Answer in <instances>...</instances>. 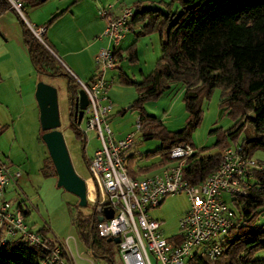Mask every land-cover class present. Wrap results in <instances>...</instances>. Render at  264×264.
<instances>
[{
  "label": "trees",
  "instance_id": "1",
  "mask_svg": "<svg viewBox=\"0 0 264 264\" xmlns=\"http://www.w3.org/2000/svg\"><path fill=\"white\" fill-rule=\"evenodd\" d=\"M20 1L25 9L40 6L48 0ZM78 1L73 0L72 4ZM176 1L181 6L178 15L148 8L141 2L134 3V12L128 21L130 30L142 23L137 35L153 30L161 22V15L165 17L162 23L167 22L168 25L165 33L160 34V56L149 74L137 82L125 73H119L123 84L135 86L137 97L128 109L138 111L140 128L147 130L143 138H158L160 141L159 147L144 155L130 152L127 173L133 178H140L147 169L138 166L139 159L157 155L161 163H168L172 161L169 153L174 146L190 144L195 151L186 158L183 178L191 184H197L219 166V151L226 146L240 145L251 156L256 150L264 151V0ZM8 10L16 14L35 71L40 75L66 80L69 92L68 126L74 137L81 141L83 151L85 137L74 116V101L71 98V95H77V82L56 57L52 45L45 38V32L41 36L43 43L34 36L23 18L10 9L9 3L0 0V15ZM67 10L53 14L39 27H45L46 30ZM114 55L117 61L126 58L131 63L136 62V41L124 49H115ZM172 87L183 89L187 113L184 126L178 131L166 129L160 118L148 114L144 108L145 102L159 98ZM216 87L221 89L219 108L234 123L227 129H211L210 133L216 137L212 145L195 147L191 142L192 132L201 122L204 100L210 97ZM125 111L121 110L119 114ZM247 122L251 128L245 132ZM5 128L0 124V134ZM42 133L39 141L44 144ZM214 149L216 151L211 152ZM85 164L87 166L88 160H85ZM41 173L44 177H57L48 151ZM17 205L22 208L25 217L28 211L21 202ZM233 207L236 210V224L223 240L222 254L213 259L192 258L191 264H264V258L254 257L256 252L264 250V224H257L259 217L264 215V171L254 173L250 192L245 198L234 200ZM99 217L100 213L94 207L87 215L79 210L75 217L76 233L96 257L103 259L106 264H117L114 258L116 243L99 236L97 232ZM47 231L46 225L36 231L45 237L46 247L32 246L19 238L5 243L0 239V264H43L55 243L47 236Z\"/></svg>",
  "mask_w": 264,
  "mask_h": 264
},
{
  "label": "rangeland",
  "instance_id": "2",
  "mask_svg": "<svg viewBox=\"0 0 264 264\" xmlns=\"http://www.w3.org/2000/svg\"><path fill=\"white\" fill-rule=\"evenodd\" d=\"M58 1L48 0L37 7H26L23 20L35 28H39L53 14L58 12L56 9L52 11L53 13L50 11L53 3ZM137 2H141L148 8L159 9L166 14L172 12L178 15L181 12V6L176 0H83L80 4L78 2L71 5L70 12L74 13L73 16H64V18L56 20L51 27L47 28L48 32L45 35L47 41L50 36L54 37L56 46L53 48L54 53L65 68V62L68 61V58H72L81 65L83 73L78 74V76L75 74L79 80L85 82L90 76L100 75L102 72L106 78L113 80L108 91V98L112 106L109 125L118 139L134 130L138 118L137 110L128 109L137 97L135 86L123 84L119 79V73L123 72L138 82L153 70L156 60L160 56V34L165 33L168 23H162L165 17L161 15L159 18L161 22L153 30L142 35L136 34L141 29L142 23L135 25L132 30L125 34L118 48L124 49L136 41L138 60L131 63L124 58L117 61L113 69L103 71L95 57L101 48L112 47V44L108 38L102 36L103 28L101 29V25L105 27L106 21L100 17L99 11L108 5L117 6L121 11L122 8H132L133 4ZM40 7H43L41 11L39 10ZM34 10H38L37 14L40 16V21H36L30 15V11ZM11 13L18 22L16 14L13 11ZM4 40L5 38L0 31V54L10 55L19 70L25 74L18 82L20 83L19 88H17L19 85L15 86L14 80L11 81L6 78L0 92V124L6 126L0 134V160L11 162L13 167L21 173L19 178L8 182L5 197L12 205H17L19 202L23 204L24 209L28 211L25 215V222L29 228L37 231L46 225L48 227L47 236L50 239L55 241L69 239V245L73 251L75 248L72 237H74L78 252L83 257L90 259L89 249L79 239L75 228L77 212L81 210L83 214L87 215L93 209L88 184V203L86 206L80 207L75 195L56 185V178L44 177L41 173L47 148L45 144L39 141L42 130L39 122V108L35 99L37 83L44 82L53 86L57 91L59 130L62 131L75 172L85 180L89 176L85 160L92 156L93 151L100 144L96 131L87 129L86 119L82 118L79 124V129L85 137L84 150L82 151L81 141L74 137L68 126L69 92L66 80L61 77L38 74L29 60L24 41L26 51L20 50L13 41L6 43ZM63 51L68 53L67 59L60 55ZM2 60L7 61L6 55L2 57ZM220 94L221 89L216 87L210 97L203 102L201 122L191 135V142L195 147L212 145L216 137L210 133L211 129L215 127L227 129L234 123L230 117L222 114L219 108ZM144 108L148 114L160 118L166 129L170 131H178L184 126L187 113L184 108L182 88L176 90L172 87L159 98L145 102ZM121 110L126 111L121 115L119 114ZM250 128V123L247 122L245 132H248ZM146 132L147 130H140L136 136L137 143L133 145L130 152L135 155H144L147 151L159 147L158 138H143ZM215 151L216 149L211 152ZM252 156L264 162L263 150H256ZM160 165V158L157 155L141 158L138 161V166L147 169L143 176L153 174ZM188 207L187 195L179 193L167 196L158 207L151 210V216L160 220L164 234L171 236L178 232V219ZM257 224H264V215L259 217ZM254 257L264 258V250L256 252ZM114 258L117 264H121L117 252ZM91 260L94 264H106L103 259ZM77 262L89 264L79 258H77Z\"/></svg>",
  "mask_w": 264,
  "mask_h": 264
},
{
  "label": "built area",
  "instance_id": "3",
  "mask_svg": "<svg viewBox=\"0 0 264 264\" xmlns=\"http://www.w3.org/2000/svg\"><path fill=\"white\" fill-rule=\"evenodd\" d=\"M6 1L10 9L25 18L24 5L20 0ZM112 8L113 5H108L99 11L100 17L106 21L102 36L112 44V47L101 48L96 54V62L103 71L115 67L117 58L114 51L130 30L128 21L134 12L132 8H122L114 17ZM26 23L34 36L42 41L45 27L35 28ZM65 69L77 82V91L83 90L87 96L88 103L82 118L86 119L87 129L96 131L100 142L88 159L89 176L86 178V183L89 181L92 186V205L102 217L97 232L103 238H119L116 252L121 264H191L192 258L220 256L223 240L236 224L233 201L247 196L254 173L264 171V163L258 162L240 145L226 146L219 151V166L200 183L191 184L183 178L182 170L186 158L195 149L190 144H179L169 153L172 161L162 162L153 174L133 178L127 173V157L141 130L138 118L134 130L116 138L109 125L112 106L108 91L113 80L102 72L84 82L69 68ZM20 175L10 162L0 160L1 242L19 238L29 245L46 247L45 237L26 224L22 208L5 198L8 182ZM179 193L187 195L189 207L178 219V232L166 236L162 222L151 216V210L167 196ZM106 209L113 212L109 219L104 214ZM72 241L74 251L69 239L54 241L43 264H79L77 258L89 264H94L91 259L101 260L89 248L90 259L83 257L74 237Z\"/></svg>",
  "mask_w": 264,
  "mask_h": 264
},
{
  "label": "water",
  "instance_id": "4",
  "mask_svg": "<svg viewBox=\"0 0 264 264\" xmlns=\"http://www.w3.org/2000/svg\"><path fill=\"white\" fill-rule=\"evenodd\" d=\"M77 96L73 98L74 116L80 123L83 116L88 99L83 90L77 91ZM35 99L39 108V122L41 130V138L47 148L48 154L53 162L56 170V185L62 187L69 193H72L78 198V205L84 207L88 203L87 183L74 170L70 156L63 138L62 131L59 130L60 118L57 102L56 89L44 82H38L35 88ZM72 107V106H71ZM106 218H111L113 212L111 209L104 211ZM99 221L102 220L100 216ZM114 243L119 242V238H108Z\"/></svg>",
  "mask_w": 264,
  "mask_h": 264
},
{
  "label": "crops",
  "instance_id": "5",
  "mask_svg": "<svg viewBox=\"0 0 264 264\" xmlns=\"http://www.w3.org/2000/svg\"><path fill=\"white\" fill-rule=\"evenodd\" d=\"M72 2H73V0H59L57 3H53L52 10H50V11H51V13H53L52 11L54 9H56L57 11H60V10L68 8V10L62 16H60L57 20L61 19L62 17L64 18V16H73L74 13L70 12V10L72 8L71 5H73ZM78 2L80 4V2H83V0H79ZM78 2H76V3H78ZM42 8L43 7H40L39 10L41 11ZM118 8L119 7L113 5L112 11H111V15L112 16L116 17V16L119 15L120 10ZM37 12H38V10L30 11V15L34 19H36V21H40L39 20L40 16L37 14ZM102 28L104 30L103 25H101V29ZM0 31H1V33L3 35V37L5 38L4 42L7 43V42L13 41L20 50L26 51V48L24 47V44H23V37H22V32H21L20 26H19L18 22L14 19L13 15L11 13V10H8L4 14L0 15ZM47 32H48V30L46 29L45 30V35L47 34ZM48 37H49V35H48ZM48 39H49L48 41L50 42L52 47L53 48L56 47L55 44H54L55 43L54 37L50 36V38H48ZM5 55L7 57V61L2 60V57H5ZM60 55L63 58L66 57V59H67L68 53L63 51V52L60 53ZM65 65H66L67 68H69L77 76H78V74L83 73L81 65L77 61L73 60L72 58H68V61L65 62ZM11 72L13 73V76H12ZM24 75L25 74L22 72V70H19V68L17 67V64L15 63V61L12 60L10 55H8L6 53L5 54H0V92L3 89L2 84H3V82H5L6 78L11 80V81L14 80L15 86L19 85V86H17V88H19L20 87V83H18V82H20V80L22 79V77ZM92 76H96V75H92ZM92 76H90L88 78V80Z\"/></svg>",
  "mask_w": 264,
  "mask_h": 264
},
{
  "label": "bare ground",
  "instance_id": "6",
  "mask_svg": "<svg viewBox=\"0 0 264 264\" xmlns=\"http://www.w3.org/2000/svg\"><path fill=\"white\" fill-rule=\"evenodd\" d=\"M88 188H89V191H90V197H93L92 186H91V183L89 181H88Z\"/></svg>",
  "mask_w": 264,
  "mask_h": 264
},
{
  "label": "flooded vegetation",
  "instance_id": "7",
  "mask_svg": "<svg viewBox=\"0 0 264 264\" xmlns=\"http://www.w3.org/2000/svg\"><path fill=\"white\" fill-rule=\"evenodd\" d=\"M71 108V107H70Z\"/></svg>",
  "mask_w": 264,
  "mask_h": 264
}]
</instances>
